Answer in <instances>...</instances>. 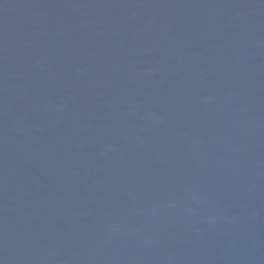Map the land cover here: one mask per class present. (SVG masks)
Masks as SVG:
<instances>
[{
    "label": "water",
    "instance_id": "water-1",
    "mask_svg": "<svg viewBox=\"0 0 264 264\" xmlns=\"http://www.w3.org/2000/svg\"><path fill=\"white\" fill-rule=\"evenodd\" d=\"M0 264H264V0H0Z\"/></svg>",
    "mask_w": 264,
    "mask_h": 264
}]
</instances>
